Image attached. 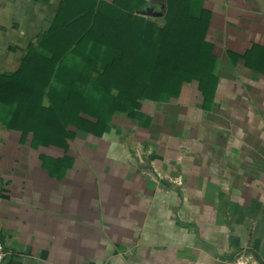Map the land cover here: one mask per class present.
<instances>
[{
	"label": "crops",
	"instance_id": "1",
	"mask_svg": "<svg viewBox=\"0 0 264 264\" xmlns=\"http://www.w3.org/2000/svg\"><path fill=\"white\" fill-rule=\"evenodd\" d=\"M63 1L0 0V73ZM203 1L208 107L193 80L169 102L141 100L142 123L116 111L101 136L70 126L74 138L46 145L0 123L1 264H264V0ZM121 2L160 22L166 5Z\"/></svg>",
	"mask_w": 264,
	"mask_h": 264
},
{
	"label": "trees",
	"instance_id": "2",
	"mask_svg": "<svg viewBox=\"0 0 264 264\" xmlns=\"http://www.w3.org/2000/svg\"><path fill=\"white\" fill-rule=\"evenodd\" d=\"M161 15L146 19L121 0H64L20 67L0 73V123L57 145L74 138L70 126L103 135L116 111L142 123L141 100L169 102L185 82L199 81L211 105V13L203 0H166Z\"/></svg>",
	"mask_w": 264,
	"mask_h": 264
},
{
	"label": "built area",
	"instance_id": "3",
	"mask_svg": "<svg viewBox=\"0 0 264 264\" xmlns=\"http://www.w3.org/2000/svg\"><path fill=\"white\" fill-rule=\"evenodd\" d=\"M5 256H6L5 248L3 244L0 242V264L3 262Z\"/></svg>",
	"mask_w": 264,
	"mask_h": 264
}]
</instances>
